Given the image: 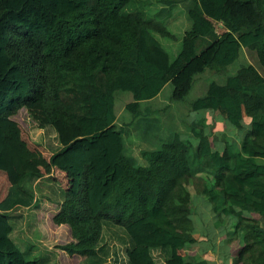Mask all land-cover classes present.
<instances>
[{
	"label": "trees",
	"instance_id": "1",
	"mask_svg": "<svg viewBox=\"0 0 264 264\" xmlns=\"http://www.w3.org/2000/svg\"><path fill=\"white\" fill-rule=\"evenodd\" d=\"M134 1L0 0V128L26 110L37 147L75 179L70 193L39 171L17 176L0 202V264H59L57 251L77 264H134L142 246L172 262L195 241L198 196L236 220L239 262L264 264V0H157L147 17L126 12ZM165 40L170 51L182 43L177 56ZM244 49L246 64L192 103L243 139L224 134L219 148L203 118L189 124L194 147L141 106L170 83L184 100L196 76L220 75ZM119 92L132 95L119 97L132 118L118 125ZM48 208L70 231L56 251L40 223Z\"/></svg>",
	"mask_w": 264,
	"mask_h": 264
},
{
	"label": "rangeland",
	"instance_id": "2",
	"mask_svg": "<svg viewBox=\"0 0 264 264\" xmlns=\"http://www.w3.org/2000/svg\"><path fill=\"white\" fill-rule=\"evenodd\" d=\"M156 1L157 0H135L126 8V12H139L145 14L150 3ZM178 11L182 12L181 9H178ZM145 16L147 17V14H145ZM168 43V40L163 41L165 48L171 53V55L177 56L181 51L182 43L175 44L172 51L168 49ZM246 57L250 59L244 49L239 60L232 66H229L226 70L222 71L220 75L214 73L211 69H207L204 73L196 76L189 95L182 101H175L173 99L174 87L170 83L163 89L157 98L151 101L142 102L141 106L143 108L150 106L159 109L162 113L161 116L164 126L178 132L181 131L182 133H188L187 136L183 133V138L194 147L197 145V140L191 137L189 124L199 119L204 118L205 120L210 121L209 128H211L212 131L214 130L213 135L217 139H220L222 133L217 132V129H221V127H224L225 124H227L221 115L213 110L192 111V103L206 94L208 85L212 80H216L219 84H224L227 77L235 75L248 61ZM120 96L127 100V104L129 101H132V95L130 93L119 92L117 94L118 100L116 104L118 110H120L118 125L129 122L132 118V115L123 109V102L119 101ZM13 120L15 124L8 122L0 128V156L4 155L6 158L7 171L10 172L12 176L17 177L20 173L28 170L52 173L55 169L54 174L58 177H62L61 179L63 182L65 181L66 187L71 190V186L74 185L75 181L72 174L54 167L50 162V155L43 149L37 147V144L39 143L38 135L34 134L33 137H31L32 131H34L38 125L30 117L29 113L26 110H23L19 112ZM209 133L211 132L209 131ZM61 172L65 173L67 178L64 176L65 174H62ZM52 215L53 211L49 208L43 211V214L40 217V223L44 226L43 229L48 234L47 244L56 251V246L63 244V240L70 237V231L65 228V230L61 232V229L55 228L52 224ZM56 254L59 264L78 263V258L67 256L64 252L57 251Z\"/></svg>",
	"mask_w": 264,
	"mask_h": 264
},
{
	"label": "crops",
	"instance_id": "3",
	"mask_svg": "<svg viewBox=\"0 0 264 264\" xmlns=\"http://www.w3.org/2000/svg\"><path fill=\"white\" fill-rule=\"evenodd\" d=\"M207 124L210 126V121H207ZM227 123V122H226ZM217 132L222 133L221 138L224 134H231L239 137L240 139L244 138V134H239L234 128H232L228 123L225 124L221 129H217ZM209 131L214 134L209 128ZM181 137L183 140V133ZM186 136L188 133H184ZM184 135V136H185ZM219 136V137H220ZM220 138V139H221ZM219 139L218 147L221 148L222 142ZM50 159V157H49ZM53 169V168H51ZM55 170V169H54ZM43 172L46 177L52 176L57 180L61 181L64 187L70 192L74 193L75 187L71 186V190L68 189L65 185V181H62V177L56 176L55 171ZM62 174H65L61 172ZM67 178V175H64ZM17 177L12 179L10 172L0 171V202L5 198L8 188L17 182ZM7 186V187H6ZM5 187V189H4ZM194 205L196 208V213L193 216V234L195 237L194 243L181 251V256H200L207 261L208 264H241L238 260L240 251L244 248L240 245L237 240H232L229 237L230 232L233 230V225L236 223V220H233L229 217H222L221 220L218 219L212 213L210 204L205 201L201 196H198L194 199ZM43 212L40 214L42 216ZM249 233L252 234L251 231ZM131 259L134 264H181L182 257H177L172 262H165L164 260L158 258L157 254L152 255L150 250L145 247H139L136 251L130 253ZM247 264V263H246Z\"/></svg>",
	"mask_w": 264,
	"mask_h": 264
}]
</instances>
